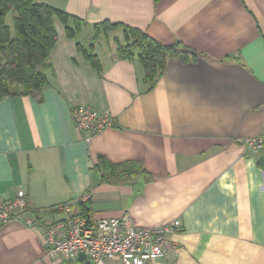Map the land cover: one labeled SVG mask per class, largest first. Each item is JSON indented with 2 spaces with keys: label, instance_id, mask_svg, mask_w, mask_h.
Returning <instances> with one entry per match:
<instances>
[{
  "label": "crops",
  "instance_id": "obj_1",
  "mask_svg": "<svg viewBox=\"0 0 264 264\" xmlns=\"http://www.w3.org/2000/svg\"><path fill=\"white\" fill-rule=\"evenodd\" d=\"M37 1L82 23L70 37L73 19L54 16L48 84L0 99V199L24 191L32 205L0 226V264H75L47 257L36 224L79 200L93 220L155 228L180 219L154 264H264V152L245 143L264 128V0ZM104 22L181 43L189 60L169 59L150 89L138 58L119 57L123 28L105 32ZM78 105L110 111L115 125L85 141ZM101 157L141 168L105 180Z\"/></svg>",
  "mask_w": 264,
  "mask_h": 264
},
{
  "label": "trees",
  "instance_id": "obj_2",
  "mask_svg": "<svg viewBox=\"0 0 264 264\" xmlns=\"http://www.w3.org/2000/svg\"><path fill=\"white\" fill-rule=\"evenodd\" d=\"M11 11L14 14L13 34L6 23V15ZM54 16L63 23L72 18L64 11L37 0H0V52L4 60L0 61V99L7 95L39 93L48 84L46 70L50 67L49 57L57 39ZM72 19L74 29L67 28L70 37L80 31L82 23L79 18ZM119 26L124 32V41L116 38L119 57L132 60L138 58L145 72L144 80L150 89L157 85L169 59L179 58L184 62L189 60L181 43L163 45L141 29L123 23L104 22L97 27L108 32ZM88 57L99 67L97 56L89 54ZM99 166L105 180L130 174L141 168L136 161L112 163L104 157H101ZM75 206L76 214L93 220L88 200H79Z\"/></svg>",
  "mask_w": 264,
  "mask_h": 264
},
{
  "label": "built area",
  "instance_id": "obj_3",
  "mask_svg": "<svg viewBox=\"0 0 264 264\" xmlns=\"http://www.w3.org/2000/svg\"><path fill=\"white\" fill-rule=\"evenodd\" d=\"M73 117L77 131L87 142L115 125L110 111L87 105L76 106ZM245 143L248 151L264 152V128ZM88 198L89 195L84 196ZM31 207L30 197L24 191L13 199H0V226L19 219ZM59 209L65 211V217L36 226L43 233L47 257L75 264L82 261V253L89 264H107L115 257L124 264H154L165 256L170 236L182 227L180 219L155 228L140 227L130 217L89 220L74 213L71 203L55 208Z\"/></svg>",
  "mask_w": 264,
  "mask_h": 264
},
{
  "label": "rangeland",
  "instance_id": "obj_4",
  "mask_svg": "<svg viewBox=\"0 0 264 264\" xmlns=\"http://www.w3.org/2000/svg\"><path fill=\"white\" fill-rule=\"evenodd\" d=\"M6 23L8 26L11 27L12 34H13L14 33V14L12 11L7 13V15H6ZM0 61L4 62L1 52H0ZM11 89L13 90V88H11Z\"/></svg>",
  "mask_w": 264,
  "mask_h": 264
},
{
  "label": "water",
  "instance_id": "obj_5",
  "mask_svg": "<svg viewBox=\"0 0 264 264\" xmlns=\"http://www.w3.org/2000/svg\"><path fill=\"white\" fill-rule=\"evenodd\" d=\"M80 258H81V259H85V258H86V255H85L84 253H82V254L80 255Z\"/></svg>",
  "mask_w": 264,
  "mask_h": 264
}]
</instances>
